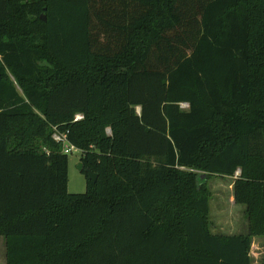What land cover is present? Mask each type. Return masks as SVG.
<instances>
[{
  "label": "trees",
  "instance_id": "1",
  "mask_svg": "<svg viewBox=\"0 0 264 264\" xmlns=\"http://www.w3.org/2000/svg\"><path fill=\"white\" fill-rule=\"evenodd\" d=\"M211 176L246 234L211 232ZM0 236L6 264H252L264 0H0Z\"/></svg>",
  "mask_w": 264,
  "mask_h": 264
},
{
  "label": "rangeland",
  "instance_id": "2",
  "mask_svg": "<svg viewBox=\"0 0 264 264\" xmlns=\"http://www.w3.org/2000/svg\"><path fill=\"white\" fill-rule=\"evenodd\" d=\"M182 109L186 105H181ZM139 112V108L136 109ZM68 183L70 194H83L86 191V175L77 169L80 159L79 152L68 154ZM235 177L211 176L206 180L210 192L209 219L210 230L214 234L235 235L247 233L245 207L235 204L233 183ZM250 256L252 264H264V236L253 237ZM0 264H6L5 241L0 236Z\"/></svg>",
  "mask_w": 264,
  "mask_h": 264
},
{
  "label": "built area",
  "instance_id": "3",
  "mask_svg": "<svg viewBox=\"0 0 264 264\" xmlns=\"http://www.w3.org/2000/svg\"><path fill=\"white\" fill-rule=\"evenodd\" d=\"M77 118H80L79 116ZM53 138L57 141V142H61L63 143V152L65 154H70L72 152H77V150L72 146L70 145L67 140H66V135H59V134H54L53 135Z\"/></svg>",
  "mask_w": 264,
  "mask_h": 264
},
{
  "label": "water",
  "instance_id": "4",
  "mask_svg": "<svg viewBox=\"0 0 264 264\" xmlns=\"http://www.w3.org/2000/svg\"><path fill=\"white\" fill-rule=\"evenodd\" d=\"M41 20L42 21H45L46 18L42 15L41 17ZM139 112H140V109H139ZM139 112H137L139 114ZM77 169L80 171V172H83L87 175V178L88 180L92 181V182H95L96 181V175L93 174L89 169H84L83 168V164L81 162H79L78 166H77Z\"/></svg>",
  "mask_w": 264,
  "mask_h": 264
}]
</instances>
